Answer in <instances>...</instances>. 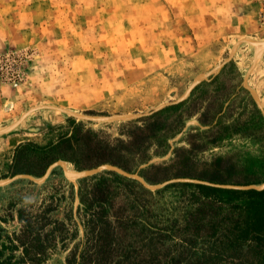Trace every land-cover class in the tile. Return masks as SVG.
<instances>
[{"label":"rangeland","instance_id":"rangeland-1","mask_svg":"<svg viewBox=\"0 0 264 264\" xmlns=\"http://www.w3.org/2000/svg\"><path fill=\"white\" fill-rule=\"evenodd\" d=\"M260 44L264 45V0H0V245L19 232L21 208L37 214L52 203L57 206L52 215L61 217L72 210L77 220L79 191L88 190L101 174L134 181L153 193L151 205L157 215H180L181 196L190 193L183 184L198 185L197 180L172 178L156 188L167 181L149 185L138 171L132 172L149 189L108 170L84 178L64 161V170L67 167L74 177L55 166L35 183L14 179L25 174L11 176L7 165L19 144L46 145L74 125L109 143L126 140L157 107L184 103L230 62L264 114ZM205 74L207 80L193 88ZM226 75L234 73L226 70ZM185 107L162 118L172 119ZM205 131L196 118L183 121L180 133L168 139L164 155H155L151 148L147 165L170 162L174 149L187 147L190 135ZM258 148L250 140L234 138L200 154V161L234 153L256 156ZM78 243L57 250L44 264H67L69 251ZM81 249L79 243L77 250ZM13 253L20 258V250Z\"/></svg>","mask_w":264,"mask_h":264},{"label":"trees","instance_id":"trees-1","mask_svg":"<svg viewBox=\"0 0 264 264\" xmlns=\"http://www.w3.org/2000/svg\"><path fill=\"white\" fill-rule=\"evenodd\" d=\"M226 70L234 75L225 76ZM242 82L241 72L230 62L209 82L197 86L187 101L151 115L143 126L130 130L126 140L109 143L96 132L74 125L46 145L28 141L15 147L7 165L11 176L39 178L49 165L62 160L75 171L106 163L128 173L138 171L149 185L172 178L208 185L183 184L190 193L181 196L180 215L170 218L153 211L154 194L136 182L101 174L88 190L78 193L76 218L82 238L72 210L57 217L52 215L57 210L52 203L37 214L21 208L17 211L20 230L0 245V264H44L54 252L66 251L77 240L82 249L78 251L79 243L75 244L67 264H264V189L224 187L264 183V114ZM183 106L184 112L174 118H162ZM191 118L206 131L190 135L187 147L174 149L170 162L147 165L151 148L155 147V155H164L168 139ZM234 138L252 141L260 153L216 155L200 161V154ZM142 165L146 166L140 169ZM16 250L21 252L19 259Z\"/></svg>","mask_w":264,"mask_h":264},{"label":"water","instance_id":"water-1","mask_svg":"<svg viewBox=\"0 0 264 264\" xmlns=\"http://www.w3.org/2000/svg\"><path fill=\"white\" fill-rule=\"evenodd\" d=\"M260 46H262V44ZM262 47H264V46H262ZM228 61L229 60L227 59L226 62H224L223 65L217 71L219 72L226 65V63ZM205 80H207V75L206 74L204 76L202 75L200 77V79L193 85V88L196 87L200 82L205 81ZM180 102H182V101L180 100L177 103H180ZM177 103H172L170 105L159 106L154 111H152L150 114H154V113H156V112H158V111H160V110H162L164 108H168V107L175 106V105H177ZM62 162H64V161H57V162L51 164L46 169L44 175L41 178H39V179H35V178H33L31 176H27V175L26 176L25 175H17V176L14 177V179L15 178H25V179L27 178V179H30L31 181L35 182V183H41L45 179V177L49 174V172L51 171V169L53 167H55V166L61 167L63 169L64 173H65L64 166L61 164ZM104 170H106V171L107 170L108 171H113V172L118 173L119 175L124 176V177H127V178L137 179V180H139L143 184V186H145L146 188H149L150 189V187L149 186H146V184L143 182V180H141L138 177L137 173H127V172L121 171L120 169H118V168H116L114 166L107 165V163L104 164V165H100V166H98L96 168L90 169V170L76 172V175H79V176H82V177L85 178V177H88V176H93V175L99 174V173H101ZM195 182L196 183H199V184L208 185L207 183H204V182H198V181H195ZM168 183H170V181H167V182H164L162 184L155 185V186H156V188H158V187H162L163 185L168 184ZM224 187L241 189V190H249V189H252V190H261V189H264V183H262L261 186L251 185V186H246V187H232V186H224Z\"/></svg>","mask_w":264,"mask_h":264},{"label":"bare ground","instance_id":"bare-ground-1","mask_svg":"<svg viewBox=\"0 0 264 264\" xmlns=\"http://www.w3.org/2000/svg\"><path fill=\"white\" fill-rule=\"evenodd\" d=\"M261 45V44H260ZM262 46H264V45H262ZM262 46H261V48H260V54L262 53V52H264V48H262ZM256 97V96H255ZM65 173L67 174V176L69 175L70 177H74V175H75V173L74 172H72V171H70L67 167L65 168ZM65 174V175H66ZM73 179V178H72Z\"/></svg>","mask_w":264,"mask_h":264},{"label":"crops","instance_id":"crops-1","mask_svg":"<svg viewBox=\"0 0 264 264\" xmlns=\"http://www.w3.org/2000/svg\"><path fill=\"white\" fill-rule=\"evenodd\" d=\"M262 55H264V54H262ZM261 58H262V56H261ZM261 58H260V59H261ZM254 59H255V62H256V55H255V58H254ZM260 59H259V61H260ZM255 102H257V101H255ZM257 104H258V103H257Z\"/></svg>","mask_w":264,"mask_h":264}]
</instances>
